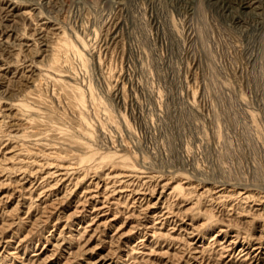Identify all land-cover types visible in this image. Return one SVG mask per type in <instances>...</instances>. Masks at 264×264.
Masks as SVG:
<instances>
[{"label": "rangeland", "instance_id": "1", "mask_svg": "<svg viewBox=\"0 0 264 264\" xmlns=\"http://www.w3.org/2000/svg\"><path fill=\"white\" fill-rule=\"evenodd\" d=\"M0 264H264V0H0Z\"/></svg>", "mask_w": 264, "mask_h": 264}, {"label": "bare ground", "instance_id": "2", "mask_svg": "<svg viewBox=\"0 0 264 264\" xmlns=\"http://www.w3.org/2000/svg\"><path fill=\"white\" fill-rule=\"evenodd\" d=\"M6 15V14H5ZM258 244H261V243H256L255 247L252 248V251L258 249L259 247L257 246ZM251 254V252H246L243 256H245L246 258ZM245 260V258H244ZM242 261V260H241Z\"/></svg>", "mask_w": 264, "mask_h": 264}]
</instances>
